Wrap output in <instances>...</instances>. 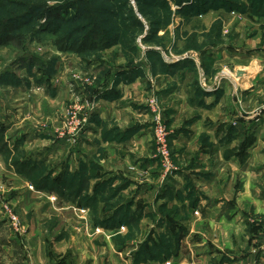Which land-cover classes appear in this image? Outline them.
Returning a JSON list of instances; mask_svg holds the SVG:
<instances>
[{"label": "rangeland", "instance_id": "374dc122", "mask_svg": "<svg viewBox=\"0 0 264 264\" xmlns=\"http://www.w3.org/2000/svg\"><path fill=\"white\" fill-rule=\"evenodd\" d=\"M5 1L6 6L0 7V22L20 17L19 31L24 43L21 47L15 43L0 46V264H61L71 254L61 246L56 248L63 253H58L55 241L69 235L71 227L77 237L81 264H90L93 257L99 264H252L249 250L258 263L264 264L262 222L258 226L261 229L255 227L259 220L249 212L239 214V218L230 217L227 228L215 227L213 220V227L204 224L196 209H191L194 218L185 212V206L192 205L189 202L169 207L166 201L152 206L140 201L109 202L102 196L86 208L77 202L76 206L70 205L56 186L63 174L72 178L65 158L78 145L98 108L94 88L117 70L138 68L144 72L145 104L150 95L159 96L177 169L173 134L162 96L156 89L157 80L173 67L168 63L175 56L181 57L195 81L200 67L205 72L201 61L205 52L224 50L225 60L215 74L221 78L229 76L232 66L245 65L251 53L263 52L264 0ZM40 1L56 7L60 18L47 26L44 19L30 17L29 9ZM92 29L106 37L117 36L118 43L106 50L82 54L61 52L53 45L55 35L78 38ZM188 56L193 59L192 64L188 63ZM262 105L264 100L253 107L252 121L256 125L264 118ZM244 110L240 108V116H246ZM151 139V156L157 163L162 185L171 175L161 178L163 170L156 157L152 128ZM61 149L63 165L58 152ZM22 162L27 164L23 166ZM58 163L60 170L56 172ZM26 170L30 173L26 174ZM87 172L86 169L83 174ZM79 179H75V185ZM29 191L48 193L47 201L41 204L37 200L31 205L38 211L32 215L38 216L44 206L46 217L41 231L40 218L35 222L25 209V194ZM248 205L246 201L240 203V207ZM115 210L122 217L129 216L123 218L128 222L102 230L101 220ZM11 211L16 221L11 219ZM190 220L197 227L186 233L184 227ZM35 227L36 237L32 235ZM30 242L41 243L43 250L31 248Z\"/></svg>", "mask_w": 264, "mask_h": 264}, {"label": "crops", "instance_id": "0c3cea01", "mask_svg": "<svg viewBox=\"0 0 264 264\" xmlns=\"http://www.w3.org/2000/svg\"><path fill=\"white\" fill-rule=\"evenodd\" d=\"M189 57L187 61L192 64ZM224 58L225 52L220 48L205 52L201 57L205 72L200 67L199 78L194 81L189 76V67L175 56L168 63L173 67L156 82L172 130V152L177 166L162 185L158 181L157 163L151 156L154 148L144 101L147 94L144 72L138 68L117 70L100 87H95L93 98L98 108L78 145L65 158L71 170L67 172H72L74 179H82L84 188L79 196L63 199L76 206L75 202L86 197L90 201L87 206L82 204L86 208L102 196L109 202L140 201L152 206L166 201L169 207L189 202L192 205L185 206V212L192 216L191 209H196L205 225L214 227L215 220V227L227 228L230 217L239 218V214L249 212L259 220L254 226L262 222L264 231V118L257 125L252 121L253 107L264 100V51L251 53L245 65L232 66L229 76L215 81ZM203 86L214 89L206 91ZM240 108H245L246 116H240ZM58 152L63 165V149ZM91 168L95 169L94 173L90 172ZM86 169L89 173L84 175ZM59 170L60 163L56 172ZM47 196L48 193L29 191L25 194V209L38 212L31 205L37 200L42 204ZM244 201L249 205L240 207ZM39 213V216L31 213V217L35 222L40 218L41 231L46 217L44 206ZM192 222L185 225L186 233L197 227ZM99 227L107 231L109 228ZM74 232L71 227L69 235L55 241L54 248L61 246L71 254L61 264L82 262ZM33 234L35 237L38 234L36 227ZM30 245L39 251L44 248L41 243L30 242ZM248 255H253L248 258L252 264H261L250 250ZM98 262L93 257L90 264Z\"/></svg>", "mask_w": 264, "mask_h": 264}, {"label": "trees", "instance_id": "16d2710c", "mask_svg": "<svg viewBox=\"0 0 264 264\" xmlns=\"http://www.w3.org/2000/svg\"><path fill=\"white\" fill-rule=\"evenodd\" d=\"M12 2H16L11 0ZM6 6L5 0H0V7L4 8ZM30 17H35L39 19H44L47 21L46 25H50L53 19L60 18V13L57 11L56 7L52 5H47L40 1L38 5H34L29 9ZM21 18L13 17L11 19H6L0 22V46H9L11 44H16V46L21 47L24 43V36L20 33L19 29L21 28ZM118 43L117 36L114 37H106L103 36L100 31L96 29H92L88 34L82 35V37L72 38V35H55L53 39V45L55 48L61 52H71L76 54H82L89 51L95 50H106L111 48L112 46ZM152 53H156V50ZM165 64V63H164ZM169 66V65H168ZM2 128L0 127V134L2 133ZM25 162H22V165L25 166ZM30 170H26V174H29ZM61 178L57 180L56 186L61 189L60 195L62 198L73 199L79 195L81 190L84 187L82 183L83 180L77 181L75 185V179H68L66 174L60 176ZM72 177V176H71ZM84 179V178H83ZM74 191H70V187H74ZM46 187V185L44 186ZM75 193V196L73 195ZM70 194V195H68ZM74 201V200H72ZM89 200L85 198H81V201H78L77 204H89ZM129 208V206H128ZM118 210H115L112 215L101 220L100 225L109 227V228H117L121 224H124L128 221L123 219V215L117 214ZM133 218V217H130Z\"/></svg>", "mask_w": 264, "mask_h": 264}, {"label": "built area", "instance_id": "2783aa9c", "mask_svg": "<svg viewBox=\"0 0 264 264\" xmlns=\"http://www.w3.org/2000/svg\"><path fill=\"white\" fill-rule=\"evenodd\" d=\"M179 58L181 57H177L176 59ZM219 79H221V77L216 75L215 81H218ZM213 89V86L205 87L206 91H211ZM146 106L151 117L150 121L153 140L156 146V157H158L163 170L161 178L164 180L168 176L172 175L174 170H176V167L173 165L172 155L168 145L169 130L164 119L163 109L159 96L157 94L150 95L146 100ZM260 109L261 111L264 110V105H262ZM11 219L13 221H16L14 213L12 211Z\"/></svg>", "mask_w": 264, "mask_h": 264}]
</instances>
